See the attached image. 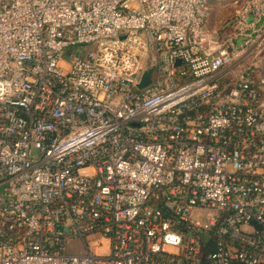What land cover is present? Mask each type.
I'll return each instance as SVG.
<instances>
[{
	"label": "built area",
	"instance_id": "built-area-1",
	"mask_svg": "<svg viewBox=\"0 0 264 264\" xmlns=\"http://www.w3.org/2000/svg\"><path fill=\"white\" fill-rule=\"evenodd\" d=\"M209 4L0 0V264H264V0Z\"/></svg>",
	"mask_w": 264,
	"mask_h": 264
},
{
	"label": "rangeland",
	"instance_id": "rangeland-1",
	"mask_svg": "<svg viewBox=\"0 0 264 264\" xmlns=\"http://www.w3.org/2000/svg\"><path fill=\"white\" fill-rule=\"evenodd\" d=\"M209 26L222 34L232 33L234 30V8L231 0L210 2ZM75 50V48H74ZM242 63H256L264 66V32L257 38L242 56ZM199 219L203 221L206 213H200Z\"/></svg>",
	"mask_w": 264,
	"mask_h": 264
},
{
	"label": "water",
	"instance_id": "water-1",
	"mask_svg": "<svg viewBox=\"0 0 264 264\" xmlns=\"http://www.w3.org/2000/svg\"><path fill=\"white\" fill-rule=\"evenodd\" d=\"M148 81H149V76H148V73L146 72V73H144L141 82L138 84V87L140 88V87L144 86L145 84L148 83Z\"/></svg>",
	"mask_w": 264,
	"mask_h": 264
},
{
	"label": "trees",
	"instance_id": "trees-1",
	"mask_svg": "<svg viewBox=\"0 0 264 264\" xmlns=\"http://www.w3.org/2000/svg\"><path fill=\"white\" fill-rule=\"evenodd\" d=\"M218 1H220V0H214V2H217L218 3ZM222 1V0H221ZM210 2H212V0H210ZM209 7H210V4H209ZM210 8H209V13H210Z\"/></svg>",
	"mask_w": 264,
	"mask_h": 264
}]
</instances>
